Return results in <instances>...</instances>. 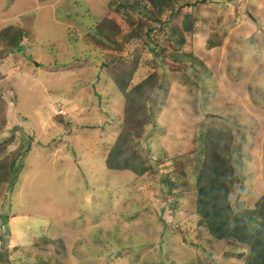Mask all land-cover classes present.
<instances>
[{"label": "rangeland", "instance_id": "obj_1", "mask_svg": "<svg viewBox=\"0 0 264 264\" xmlns=\"http://www.w3.org/2000/svg\"><path fill=\"white\" fill-rule=\"evenodd\" d=\"M128 1L0 0V137L14 136L0 164L31 146L15 185L0 178V264H243L247 244L199 224L197 174L213 131L232 205L260 209L264 0H175L163 22ZM130 69L132 87L154 74L130 122L141 174L106 165L125 120L114 75Z\"/></svg>", "mask_w": 264, "mask_h": 264}, {"label": "trees", "instance_id": "obj_2", "mask_svg": "<svg viewBox=\"0 0 264 264\" xmlns=\"http://www.w3.org/2000/svg\"><path fill=\"white\" fill-rule=\"evenodd\" d=\"M172 2L175 3V0H129L128 2L120 3H122V6H130L143 12L152 20L163 22L156 14H163L165 6L163 4L171 3L172 5ZM179 13L181 11L176 9L168 14L172 17L173 14ZM183 14H188V19L184 22L185 27L192 28L191 11H185ZM173 27L171 37L178 40L176 30ZM153 28L154 26L150 25L149 31ZM93 35L96 38L95 41L102 44L111 46V43L115 41L113 34L109 31L105 32L101 26L94 27ZM13 41L16 42L14 45L16 48L23 45L20 43V38L15 37ZM121 44L123 43L119 44L120 48L122 47ZM133 72L135 71L130 69L128 72L121 73L122 78L124 77L123 79L126 81L124 83L121 82V76L116 75V73L114 75L115 82L122 89L119 87L120 91L124 92L123 113H125V120L120 129L121 132L116 137L117 141L114 142L106 155V165L110 169H126L141 174L149 167L145 164L143 157L139 156L136 148H132V151L128 148L131 146V140L141 135L138 128L130 124V122L133 123L136 115L140 114V109L136 110V107H140L143 102H148V107H153L150 99L154 74L144 77L132 87L130 85ZM147 88L150 89L151 93ZM11 134L0 137V155L2 153L7 154V146L14 138L13 134ZM201 135L202 137L203 135L206 136L209 141L208 148H210L211 158L206 162L203 169L199 168V173L197 174L196 211L199 217V224H205L210 235L216 239L227 241L233 239L247 244L248 252H243L239 256L243 259V264H264V222L259 219L264 209V196L260 199L262 203H260L261 207L259 210L257 209L258 205L255 208H251V210L236 206L238 208L236 210L231 202L232 190L236 183L234 178L231 177L230 179V175L233 176L234 174V167L228 161L226 154L221 152L218 146V139L213 134V131H202ZM21 148L23 150H19L20 153L13 155L9 162L3 160L0 164V178L3 181H8L10 186H14L17 182L18 173L23 169L25 155L30 151L31 146L28 143ZM238 180H240V177ZM3 217L7 219L8 214L4 213ZM37 262L38 264L41 263V261Z\"/></svg>", "mask_w": 264, "mask_h": 264}, {"label": "water", "instance_id": "obj_3", "mask_svg": "<svg viewBox=\"0 0 264 264\" xmlns=\"http://www.w3.org/2000/svg\"><path fill=\"white\" fill-rule=\"evenodd\" d=\"M209 115H213V113H207V116H209Z\"/></svg>", "mask_w": 264, "mask_h": 264}]
</instances>
